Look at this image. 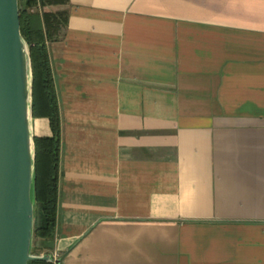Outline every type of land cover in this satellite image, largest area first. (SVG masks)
Masks as SVG:
<instances>
[{
  "label": "crops",
  "instance_id": "obj_1",
  "mask_svg": "<svg viewBox=\"0 0 264 264\" xmlns=\"http://www.w3.org/2000/svg\"><path fill=\"white\" fill-rule=\"evenodd\" d=\"M67 1L48 44L57 223L38 252L264 264V0ZM33 131L52 135L49 119Z\"/></svg>",
  "mask_w": 264,
  "mask_h": 264
},
{
  "label": "water",
  "instance_id": "obj_2",
  "mask_svg": "<svg viewBox=\"0 0 264 264\" xmlns=\"http://www.w3.org/2000/svg\"><path fill=\"white\" fill-rule=\"evenodd\" d=\"M33 65L19 0H0V264L53 260L32 254L36 145Z\"/></svg>",
  "mask_w": 264,
  "mask_h": 264
},
{
  "label": "trees",
  "instance_id": "obj_3",
  "mask_svg": "<svg viewBox=\"0 0 264 264\" xmlns=\"http://www.w3.org/2000/svg\"><path fill=\"white\" fill-rule=\"evenodd\" d=\"M67 3V0H19L21 32L30 46L33 65V116L47 117L52 128V135L35 136L33 241L51 239L57 223L61 117L48 44L59 39L65 30ZM37 203L41 204L43 218L38 224ZM33 248L34 245L32 254ZM29 264H54V259H35Z\"/></svg>",
  "mask_w": 264,
  "mask_h": 264
},
{
  "label": "rangeland",
  "instance_id": "obj_4",
  "mask_svg": "<svg viewBox=\"0 0 264 264\" xmlns=\"http://www.w3.org/2000/svg\"><path fill=\"white\" fill-rule=\"evenodd\" d=\"M23 5V4H22ZM36 209H37V215H36V223L38 224L39 222V218H41V216H42V209H41V204L40 203H37V205H36ZM36 239L37 238H35L34 239V243H33V245H35V242H36ZM39 250H38V247L35 245L34 246V248H33V254L35 255L37 252H38Z\"/></svg>",
  "mask_w": 264,
  "mask_h": 264
},
{
  "label": "built area",
  "instance_id": "obj_5",
  "mask_svg": "<svg viewBox=\"0 0 264 264\" xmlns=\"http://www.w3.org/2000/svg\"><path fill=\"white\" fill-rule=\"evenodd\" d=\"M53 259H54V262H56V260H57L56 256H53Z\"/></svg>",
  "mask_w": 264,
  "mask_h": 264
}]
</instances>
